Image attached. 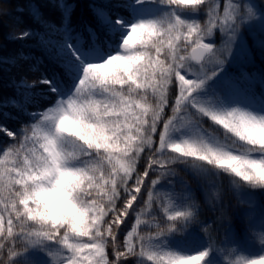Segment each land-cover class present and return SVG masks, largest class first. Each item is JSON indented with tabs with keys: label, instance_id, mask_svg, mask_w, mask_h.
Returning a JSON list of instances; mask_svg holds the SVG:
<instances>
[{
	"label": "snow or ice",
	"instance_id": "obj_1",
	"mask_svg": "<svg viewBox=\"0 0 264 264\" xmlns=\"http://www.w3.org/2000/svg\"><path fill=\"white\" fill-rule=\"evenodd\" d=\"M49 3L58 16L35 15L36 27L13 23L8 33L40 54L15 53L0 69L44 67L31 81L10 75L16 95L0 103L15 110L0 111V264H264V232L256 255L187 250L199 205L190 190L161 197L156 188L183 165L226 174L237 191L239 182L264 190V93L259 107L234 98L230 71L253 63L257 49L264 59V8L242 15L229 2L220 15L208 0H124L127 17L90 4L92 16L80 18L76 3ZM9 15L0 6V18ZM10 119L15 130L2 122ZM154 205L162 218L146 217Z\"/></svg>",
	"mask_w": 264,
	"mask_h": 264
},
{
	"label": "trees",
	"instance_id": "obj_2",
	"mask_svg": "<svg viewBox=\"0 0 264 264\" xmlns=\"http://www.w3.org/2000/svg\"><path fill=\"white\" fill-rule=\"evenodd\" d=\"M214 0H208L210 4ZM236 4H242L246 0H230ZM252 8L259 14V10L264 8V0H248ZM59 2V0H57ZM68 3H76L78 7L75 10L74 17H91L92 13L89 8L90 4H96L98 7L104 8L111 15H122L127 17V12L124 8L119 5L124 0H67ZM40 6L39 11L37 6ZM0 6L7 7L11 15L0 18V69H2V60L11 55L24 52L33 56L39 55V51L36 50L31 42H19L11 41L8 39L9 28L13 23H18L21 28L24 27H36L34 23V16L44 14L49 17L58 16L57 10L51 6L49 0H0ZM207 9L202 8V11L196 17L199 22L204 23ZM187 18H191V14L188 12L182 13ZM217 34V31L215 32ZM259 37L260 31L257 33ZM85 39L87 34L85 33ZM253 41L250 37L249 43ZM30 62H24L19 69H13V73L6 76L0 72V103L6 98L16 95L15 90L9 87L5 81L10 75H15L16 79L19 80L20 76L26 75L28 80H34L38 78L44 67L41 66L40 71L32 72L29 71ZM231 73L238 82L237 89L234 90L233 95L238 90L242 89L241 80L243 78H249L253 80V85L260 98L261 94L264 93V59H262L259 50H256V55L253 63H240L237 68H230ZM246 74V75H244ZM260 100L257 101L259 105ZM42 105H34L33 107H41ZM0 111H8L15 115V110L12 108L3 109ZM170 108L168 114H170ZM7 123L9 127L14 130L18 127L15 119L8 121H2ZM206 124H210L206 121ZM5 145V138L0 137V148ZM146 166V157L142 154L141 160L138 162L139 170H143ZM177 174L174 177H169L171 183L167 181H161L156 186L157 191L161 197H163L168 191L175 190L177 187L186 188L190 190L197 204L199 205V218L198 223L190 228L191 235L188 237V241L191 244V250L193 252L201 248V240L199 239V230L206 229L213 237L218 239L225 237L226 232L230 234L231 238L237 237L242 238L244 225L258 226L264 225V190L262 189H250L246 185L241 184L240 190H234L232 187L233 178L226 174H220L217 178L214 175L201 177L193 174L190 169H186L183 165L176 166ZM152 178H155V174L150 173ZM150 183V181H149ZM144 191V199H147V192ZM215 193V195H214ZM139 211V208H137ZM152 214L157 217H161V210L153 206L152 209L146 214L147 218H150ZM228 217L227 220L224 217ZM162 218V217H161ZM221 222V223H220ZM135 223V215L130 219H127L125 225H121L124 230L119 234V242L123 244L124 235L128 230L131 229ZM221 224V226H220ZM223 227L221 230L217 228ZM146 228V225H141V229ZM185 237L183 234L177 233L175 235L176 240H183ZM210 242V236L208 237ZM215 245V244H214ZM109 257L114 259L112 256V249H106ZM133 262L135 258H130Z\"/></svg>",
	"mask_w": 264,
	"mask_h": 264
},
{
	"label": "rangeland",
	"instance_id": "obj_3",
	"mask_svg": "<svg viewBox=\"0 0 264 264\" xmlns=\"http://www.w3.org/2000/svg\"><path fill=\"white\" fill-rule=\"evenodd\" d=\"M229 2L236 5L239 12L242 15L247 14V9L252 8L250 5V2L248 0L244 1L241 5L233 3L230 0H214L212 5H215L216 10L220 13V15H223V7L227 5ZM253 12L256 13V11L252 8ZM257 14V13H256ZM258 15V14H257ZM250 23L252 21H249ZM260 31L259 25H256L252 29H250L249 35L252 39V41H256L258 39L257 32ZM220 33L217 31V34L214 32L213 40L217 42V46H220ZM241 62H237L232 66V68H237L238 65ZM247 63V62H243ZM249 64V63H248ZM242 89L238 90L234 96L236 99L245 100L247 103L251 104L254 107H259L257 104V101L260 100L255 87L253 85V80L249 78H243L241 80ZM185 191H187L186 188H179L177 187L175 190L168 191V193H176V194H183ZM221 223V222H220ZM221 226V224H220ZM223 227L217 228L218 230H221ZM199 239L201 240V248L211 245L213 250L216 249H237L239 252H241L244 255H256L261 251V245L259 243V234L261 232H264V225L260 224L258 226H251V225H244L243 229V236L242 238H231L230 234L226 232L225 237H222L218 239L217 237H212L208 230L202 229L199 230ZM210 236V242L208 240V237ZM215 244V245H214Z\"/></svg>",
	"mask_w": 264,
	"mask_h": 264
}]
</instances>
